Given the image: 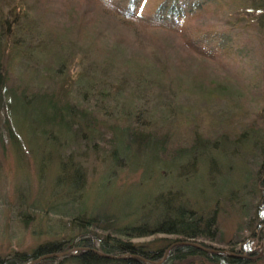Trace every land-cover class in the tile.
I'll use <instances>...</instances> for the list:
<instances>
[{
	"label": "trees",
	"instance_id": "obj_1",
	"mask_svg": "<svg viewBox=\"0 0 264 264\" xmlns=\"http://www.w3.org/2000/svg\"><path fill=\"white\" fill-rule=\"evenodd\" d=\"M78 1L91 11L89 18L92 21L100 18L115 26L109 27L110 34L105 25L95 32H88L85 22L67 30L57 28L46 22L52 17L53 10L43 0L31 3L0 0L2 143L9 140L13 144L17 140L9 108L11 101L14 107L17 104L23 110L33 112L38 126L48 127L49 134L53 130L54 133L62 131L81 145H95L96 141L104 143L107 139L101 133L114 134L110 150L113 159L117 158L114 151L123 155L134 145L138 150L151 148L155 157L163 159L161 161L182 159L193 170L206 151L215 149L218 139L244 141L251 136L248 131L264 132V81L261 90L256 93L260 104L246 119L245 110L241 107L210 110L209 101H197L195 98L193 102L197 106L178 104L177 100L188 97L182 94L180 85L174 84V78L167 76L162 79L160 71L151 69V62L136 68L135 62L128 56L134 37L149 36L158 42L154 36L163 32L176 37L179 35L178 41L189 53L202 59H213L192 41L194 38L207 39V32L197 27L187 28L184 22L191 19L195 12L212 6L224 16L223 21L232 27L238 24L241 28L251 21L257 22L255 13L264 12V0ZM232 16L234 19L230 20ZM220 18L218 15L217 19ZM117 26L121 29L117 30ZM231 34L223 37L225 42H229ZM149 57L157 59L155 50ZM208 96L220 99L215 92L202 94V97ZM153 108L159 110L161 113L158 114L162 117L156 115ZM153 115L161 121L151 122ZM116 130H121L125 137L115 133ZM41 132L46 133V130L42 128ZM117 134L125 141L123 151L115 146ZM210 161L213 164V159ZM59 166V188L65 189L74 175L67 173L65 163ZM79 167L70 163L79 181L76 194H82L85 187V176ZM243 187L247 195L259 192L260 196L256 204L250 206V222L254 226L239 239V248L204 251L189 244H177L168 250L159 264H176L195 256L204 258L209 264H253L264 260V252L254 259L223 252L252 257L264 250V158L255 172L246 175ZM56 195L54 191L43 206L33 205L28 210L33 213L39 209L44 215L51 212L67 218L76 231L66 239H47L29 250L11 249L0 254V264H27L43 255L59 253V257L51 255L32 264H156L171 243L150 249L133 244L131 238L159 233L176 235L178 241L197 242L209 248L200 239L212 241L218 235L213 212L204 214L192 207L183 195L171 190L148 198L139 210L138 223L112 226L113 229L105 216L93 215L83 208L76 214L53 210L50 204ZM67 198L74 201L71 195ZM150 210L152 215L144 214ZM97 228L101 230L99 234ZM92 249L116 257L100 256ZM122 255L126 257H120Z\"/></svg>",
	"mask_w": 264,
	"mask_h": 264
},
{
	"label": "rangeland",
	"instance_id": "obj_2",
	"mask_svg": "<svg viewBox=\"0 0 264 264\" xmlns=\"http://www.w3.org/2000/svg\"><path fill=\"white\" fill-rule=\"evenodd\" d=\"M25 1L31 3L34 0ZM43 1L53 10L52 17L46 22L57 28L67 30L85 22L88 32H95L105 25L110 34L109 27H115L108 20L99 18L103 24L98 19L92 21L89 18L91 11L78 0ZM217 9L209 6L195 12L191 19L184 22L187 28L197 27L207 32V39L194 38L192 41L213 59H202L189 53L180 44L179 35L176 37L163 32L155 34L158 42L149 36L134 37L128 56L135 62L136 68L151 62V69L160 71L162 79L167 76L174 78V84L180 85L182 94L188 97L177 100L178 104L197 106L193 102L195 98L197 101H209L210 110L241 107L248 119L250 112L260 104L256 93L261 90L264 81V12L257 11V22L251 21L248 26L240 28L238 24L232 27L223 21L224 16ZM218 15L220 19H217ZM116 29L121 28L117 26ZM230 33L229 42H225L223 37ZM151 45L153 47L149 48ZM154 50L157 59L151 60L149 55ZM210 91L217 93L220 99L202 97L203 93ZM14 105L11 101L9 108L17 140L13 144L9 140L2 143L0 135V254L11 249L29 250L47 239H66L76 231L67 218L51 212L44 215L39 209L33 213L28 210L33 205L43 206L54 191L57 195L50 204L53 210L76 214L83 208L93 215L105 216L112 229V226L129 222L138 223L139 210L152 195L166 190L175 191L204 214L214 213L218 230L216 240L200 239L209 248L235 250L240 247L237 243L239 239L248 233V228H253L250 206L256 204L260 193L247 195L243 182L246 175L255 172L259 162L263 161L264 132L248 131L251 136L244 141L218 139L215 149L201 155L203 158L201 161L198 159L193 170L182 159L161 161L163 159L155 157L151 148L138 150L134 145L123 155L114 151L117 158L113 159L110 150L114 134L101 133L107 139L104 143L96 141L95 145H81L62 131L54 133L53 130L49 134L48 127L38 126L33 112ZM153 110L155 112L156 109ZM156 112L162 117L158 114L161 113L159 110ZM150 121L160 122L161 119L153 115ZM42 128L46 133L41 132ZM115 133L124 136L121 130ZM252 134L255 136L252 137ZM115 140L117 149L123 151L125 141L118 134ZM211 159L213 164H210ZM60 163H65L70 176L74 175L65 189L59 188L61 181L57 180ZM70 163L71 166L80 165L84 173L82 194H76L79 181ZM66 195H71L74 201L68 200ZM262 199L264 201V196ZM151 211L144 214L150 216ZM100 231L96 229L98 234ZM176 239V235L159 233L131 238V242L154 249L178 241ZM260 252L259 255L264 250ZM176 264L209 263L195 256ZM253 264H264V260Z\"/></svg>",
	"mask_w": 264,
	"mask_h": 264
},
{
	"label": "water",
	"instance_id": "obj_3",
	"mask_svg": "<svg viewBox=\"0 0 264 264\" xmlns=\"http://www.w3.org/2000/svg\"><path fill=\"white\" fill-rule=\"evenodd\" d=\"M177 244H189V245L195 246V247H197V248H199V249H201V250H204V251H215V250L212 249V248H206V247H203V246H201L200 244L195 243V242L175 241V242H172V243H171V244H170V245L164 250L162 258H161L159 261H157L156 264H159V263L163 260V258L165 257V255H166V253L168 252V250H169L172 246L177 245ZM77 249H79V248H77ZM92 251H94L96 254H98V255H100V256L110 257V258H115V257H116V256H113V255L103 254V253H101L100 251H98V250H96V249H92ZM223 252H225L226 254L232 255V256H240V257H245V258H248V259H254V258H257V257L260 256L259 254H257V255H255V256H252V257H251V256H247V255H244V254L236 255V254L233 253V252H227V251H223ZM63 253H64V252H63ZM51 255H54V256L59 257V256L61 255V253H59V254H46V255H43V256H41V257H38V258H36V259H33V260L29 261L27 264L35 263V262H37L39 259L44 258V257H49V256H51ZM131 256H134V255H131ZM135 256H136V255H135ZM120 257H126V256H125V255H122V256H120Z\"/></svg>",
	"mask_w": 264,
	"mask_h": 264
}]
</instances>
